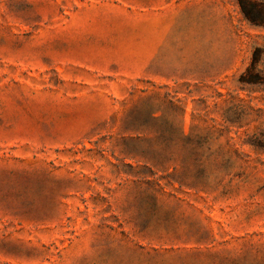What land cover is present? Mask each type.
Listing matches in <instances>:
<instances>
[{"label": "rangeland", "instance_id": "rangeland-1", "mask_svg": "<svg viewBox=\"0 0 264 264\" xmlns=\"http://www.w3.org/2000/svg\"><path fill=\"white\" fill-rule=\"evenodd\" d=\"M258 46L237 0H0V264H264Z\"/></svg>", "mask_w": 264, "mask_h": 264}, {"label": "trees", "instance_id": "trees-1", "mask_svg": "<svg viewBox=\"0 0 264 264\" xmlns=\"http://www.w3.org/2000/svg\"><path fill=\"white\" fill-rule=\"evenodd\" d=\"M240 12L245 21L250 25L264 29V2L256 0H237ZM238 85L242 91H248L249 93L264 92V47H254L251 52L249 64L246 69L240 74L238 78ZM141 107L133 109L131 115L133 119L130 120V125L133 127L141 126L139 119H141L142 111ZM149 115V114H148ZM153 117V113L149 115ZM257 140H263L257 136ZM166 144L167 147L169 144ZM164 152V149L162 150ZM159 156V154L157 153Z\"/></svg>", "mask_w": 264, "mask_h": 264}]
</instances>
